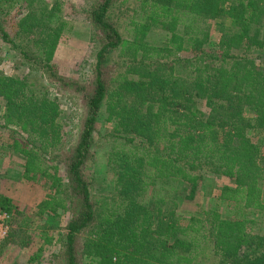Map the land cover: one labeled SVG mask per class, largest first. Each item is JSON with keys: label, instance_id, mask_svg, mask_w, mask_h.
<instances>
[{"label": "trees", "instance_id": "trees-1", "mask_svg": "<svg viewBox=\"0 0 264 264\" xmlns=\"http://www.w3.org/2000/svg\"><path fill=\"white\" fill-rule=\"evenodd\" d=\"M120 1L91 0L98 44L82 74L54 62L66 26L59 2L0 0V51L6 45L30 75L79 93L85 107L66 140L58 98L29 74L0 71V129L9 134L0 136L1 155L20 159L11 182L41 192L27 212L0 190L9 226L0 256L32 245L41 218L69 215L53 254L63 264H264V0H138L122 29ZM156 30L162 43L148 40ZM100 114L105 133L96 128ZM101 138L108 194L96 193L88 169ZM204 174L231 180L217 199L232 215L178 211L179 187L192 198Z\"/></svg>", "mask_w": 264, "mask_h": 264}, {"label": "rangeland", "instance_id": "rangeland-1", "mask_svg": "<svg viewBox=\"0 0 264 264\" xmlns=\"http://www.w3.org/2000/svg\"><path fill=\"white\" fill-rule=\"evenodd\" d=\"M41 3L51 5L54 2L60 3V13H56V18L59 16L66 21L65 31L61 42L58 44L54 56V62L61 72L77 73L80 71L84 74L88 66H90L94 52L97 48L98 40L97 34L91 28L87 17V10L91 0H38ZM124 6V15L120 19L121 29L125 27V22L132 14V8L138 3V0H122L120 1ZM128 10V11H126ZM126 11V12H125ZM212 24L215 23L212 22ZM211 27L213 41L218 35V32ZM125 38L128 37L126 31ZM150 42L162 43L164 40L163 34L156 30L150 35ZM120 53V52H119ZM119 53L116 55L119 56ZM0 71L7 75L22 76L29 74L30 67L22 64L21 60L16 54L9 50L6 45H2L0 51ZM30 75V74H29ZM41 75V76H40ZM30 78L37 83H42L48 89L49 94L53 98H58V103L62 110L61 122L64 126L65 139L74 137L77 130L81 128L83 118L85 116V107L82 102L81 95L71 90H61L59 85L51 83L50 79L45 74L33 73ZM197 110L203 113L207 110L204 104H198ZM96 128L99 132L105 133L108 131L109 125L105 124L103 114H100L97 120ZM9 134L7 129H0V136L4 140ZM249 135L254 139L260 138L263 135L255 131H249ZM96 138H99L97 136ZM1 147V146H0ZM109 143L105 138L99 139L93 145L94 157L89 162L88 169L95 178V191L97 194H108L113 189V181L111 175L107 172L105 167V160L107 158V151ZM264 150V146L262 148ZM2 153L0 152V155ZM20 170V159L18 157H10L9 154L0 156V190L6 192L11 196L13 202L21 209L32 212L37 209L40 198V190L36 186L33 189L27 186H22L17 182H11L18 179V172ZM224 184H232L231 180L212 174H204L198 183L197 190L192 198L187 196L188 186H180L175 201L178 205V211L193 212L195 210L218 208L223 215L233 214V209L227 208L224 203L217 199L218 189ZM8 188V190H7ZM264 197V186L262 187ZM244 214L249 218L259 220V216L255 215L253 211L247 210ZM69 215L62 216L59 219L41 218L36 227H32L33 244L28 248L21 249L16 246L8 247L4 254L0 256V264H63L61 257H54L53 254L61 250V235L63 234V226L66 223ZM259 230L263 224H258ZM257 226V225H256ZM258 230V231H259ZM52 235L53 241L51 244H44L43 235ZM40 245H43L42 252H38ZM35 253H40V257L32 263L28 260Z\"/></svg>", "mask_w": 264, "mask_h": 264}, {"label": "built area", "instance_id": "built-area-1", "mask_svg": "<svg viewBox=\"0 0 264 264\" xmlns=\"http://www.w3.org/2000/svg\"><path fill=\"white\" fill-rule=\"evenodd\" d=\"M7 220L8 214L0 210V241L7 236L9 230Z\"/></svg>", "mask_w": 264, "mask_h": 264}]
</instances>
